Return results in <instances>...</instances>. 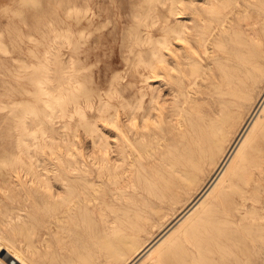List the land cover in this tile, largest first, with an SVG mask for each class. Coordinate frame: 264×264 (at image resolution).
Listing matches in <instances>:
<instances>
[{"label":"bare ground","instance_id":"bare-ground-1","mask_svg":"<svg viewBox=\"0 0 264 264\" xmlns=\"http://www.w3.org/2000/svg\"><path fill=\"white\" fill-rule=\"evenodd\" d=\"M189 1L196 2L190 21L187 15H174L171 11L164 18L159 36L153 38L148 31L143 37L150 40L146 58H139L146 70L134 75L130 87L115 88L112 103L109 97L98 96V111H109L112 106L116 128V138H97L91 143L97 144L100 150L98 179L113 177L114 187L123 190L134 183L135 174L140 175L144 168L147 173L142 172L141 181L154 193L156 202L166 196L176 199L182 192L200 187L185 208L124 264L141 261L167 238L176 224L181 226V218L189 214L194 216L161 250L158 261L171 264L190 257L203 264L215 253L231 264H244L240 261L241 253L247 258V251L232 252L227 243L235 234L232 217H241L240 209L247 204L245 189L238 183L250 182L252 167L257 173L264 171V85L255 96L258 84L264 81V0H181V12ZM251 6L254 18L249 20V13L244 11ZM67 9L68 15L81 12L75 4ZM87 9L88 6L81 16L85 15L90 21ZM154 15L151 4L134 13L137 25L144 24L148 17L154 21ZM64 29L53 26L52 39L56 44L51 52L53 83L49 87L43 79H36L43 93L52 90L50 98H45L51 111L41 116L35 108L25 109L16 138L20 154H15L12 162L26 163L24 157L33 149L37 128L49 131L50 137L56 136L59 131L51 117L59 112L64 115L69 103L73 104L72 111L78 114L86 130L99 131L79 100L82 94L84 103L93 106V99L89 97L93 91L81 82L74 67L63 72L60 42L64 39L70 44L68 40H72L73 34L70 25ZM129 38L132 45L142 37L133 31ZM225 38H230L229 46L222 42ZM213 64H218V70ZM249 105L251 108L245 115ZM32 123L36 124V129ZM206 170L210 171V176L201 182ZM85 179L78 191L71 185L63 190L58 178L46 180L48 188L37 189V200L44 204L41 218L49 224L79 214L88 218V202L98 195L94 176ZM254 185L257 186V182ZM156 187L160 189L158 192ZM45 192L53 197V205L47 203ZM147 205L156 203L149 201ZM113 210L112 223L103 218L100 245L108 256L118 258L137 242L136 232L142 228L146 214L139 208H133L131 213L127 208L120 212L118 207ZM121 216L127 218L124 225L118 223ZM185 240L191 243L193 252L189 251ZM0 242V264H32L4 237H0ZM4 253L7 255L3 257Z\"/></svg>","mask_w":264,"mask_h":264},{"label":"rangeland","instance_id":"rangeland-1","mask_svg":"<svg viewBox=\"0 0 264 264\" xmlns=\"http://www.w3.org/2000/svg\"><path fill=\"white\" fill-rule=\"evenodd\" d=\"M71 4H75L81 12L78 10L77 15H68L67 8ZM148 4H151L155 14L154 21L148 17L144 24L137 25L134 13L142 11ZM87 6L86 14L91 18L90 21L85 15L81 16ZM195 6L196 2L189 1L181 12V0H0V105L5 104L0 107V237L10 242L32 264H124L144 243L173 220L199 191L198 185L182 192L176 199L166 196L163 201L156 202L154 193L149 192L141 181V175L143 178V173H147L144 168H141L139 176L135 174L133 184L127 185L123 190L117 189L114 187L113 177L102 180L97 178L100 150L97 144L91 145L97 138H116L113 108L110 106L109 111L100 113L96 107L98 96L103 99L109 97L108 100L112 103L115 88L128 89L134 75L146 70L139 63V58H146L150 40L143 37L147 32L153 38L159 36L164 18L171 11L174 15H187L190 21L195 13ZM244 12L249 13L247 19L254 18V7L251 6ZM55 24L61 31L68 25L73 28L72 40H68L70 44L63 39L59 46L63 72L74 67L81 82L96 93H89L94 107L84 103L82 94L79 100L88 118L95 121L99 131L93 133L86 130L79 121L78 114L72 111L73 104L69 103L67 110L70 112L67 111L64 115L59 112L57 116L51 117L53 125L59 131L56 136L50 137L49 131H41L36 129L35 123H32L33 126L30 124L38 133L34 138L35 144L33 141V149L25 155L26 163L12 162L13 156L20 154L16 138L25 109L35 108L41 116L51 111L46 99L50 98L52 90L48 89L47 94L43 93L36 79H43L49 87L53 83L51 52L56 45L52 39ZM133 31L142 38L131 45L129 33ZM222 42L227 46L231 44L230 38H225ZM213 66L218 70V64ZM263 85L264 81L258 84L256 97ZM98 91H101L99 95ZM200 101L206 105L205 101ZM250 108V105L246 107L245 115ZM262 157L264 158V154ZM92 176L95 178V193L98 197L88 202V218H82L79 214L72 219L64 217L61 221L50 224L41 218L44 204L37 200V189L42 186L48 188L49 182L46 180L58 178L63 190L71 185L74 191H78L79 185L85 183V177ZM209 176L210 171L206 170L201 182H205ZM248 180L250 182L238 183L239 187L245 189L243 193L247 196L248 205L245 204L240 212L236 211L241 213V217H232L236 225L235 234L227 244L232 252L238 249L247 251V258L244 253L240 255V261L244 264H264V171L257 173V169L252 167ZM255 182L258 185L252 186ZM155 190L158 192L160 189L156 187ZM45 199L49 205L54 204L53 197L47 192ZM149 201L156 205H147ZM116 207L119 212L127 208L130 213L133 208H139L146 215L142 220V228L136 232L137 242L131 244L118 258H112L104 253L100 245V234L104 227L103 218L106 217L112 223L115 217L113 208ZM192 216L194 214L181 218L182 225L178 227L176 224L167 238L137 264H169L158 261V256L182 232L183 226L188 224ZM126 220L121 216L118 223L124 225ZM93 231L95 232L92 233ZM184 242L189 251L193 252L191 243L188 240ZM1 245L0 242V248ZM6 255L4 253L3 257ZM183 259L171 264H199L190 257ZM203 264L231 263L215 253Z\"/></svg>","mask_w":264,"mask_h":264}]
</instances>
